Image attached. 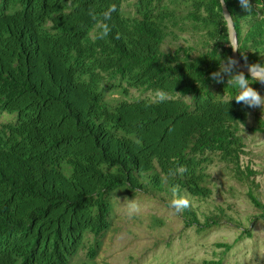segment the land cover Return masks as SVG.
<instances>
[{
	"label": "trees",
	"instance_id": "16d2710c",
	"mask_svg": "<svg viewBox=\"0 0 264 264\" xmlns=\"http://www.w3.org/2000/svg\"><path fill=\"white\" fill-rule=\"evenodd\" d=\"M224 1L242 63L264 65V0ZM178 11L203 34L199 48L162 49ZM228 57L219 0H134L131 15L122 0H0V264H69L88 235L91 258L119 188L201 199L213 162L239 180L253 175L240 134L252 106L235 99L228 75L212 76ZM251 86L264 95V81ZM131 89L154 96L128 99ZM246 195L264 219V204ZM186 201L184 227L220 223L200 221Z\"/></svg>",
	"mask_w": 264,
	"mask_h": 264
},
{
	"label": "rangeland",
	"instance_id": "374dc122",
	"mask_svg": "<svg viewBox=\"0 0 264 264\" xmlns=\"http://www.w3.org/2000/svg\"><path fill=\"white\" fill-rule=\"evenodd\" d=\"M133 10L134 0H122L124 15H131ZM188 26L178 11L177 22L169 26L162 49L178 46L197 49L203 45V34ZM120 96L118 91L106 93L108 99ZM153 96L150 92L131 89L127 98ZM259 122L264 123V107H252L240 131L245 145L241 160L254 170L253 175L239 180L223 163L213 162L208 166L211 194L201 199L187 195L177 198L176 193L165 190L143 193L119 188L109 195L108 227L98 237L95 255L88 256L92 240L88 235L69 264H206L209 261H213L210 264H264V219H254L259 211L246 195L250 190L264 204V131L250 130ZM187 198L200 221L208 215L220 214V223L203 230L184 227L178 209ZM247 227L251 235L242 234L238 238L241 229ZM218 242L233 246L224 252L223 247L216 245Z\"/></svg>",
	"mask_w": 264,
	"mask_h": 264
},
{
	"label": "clouds",
	"instance_id": "9594fccd",
	"mask_svg": "<svg viewBox=\"0 0 264 264\" xmlns=\"http://www.w3.org/2000/svg\"><path fill=\"white\" fill-rule=\"evenodd\" d=\"M242 6L245 8H250V0H241ZM116 11V5H111L107 10L103 12V17L107 20L111 18L113 12ZM109 28L107 25L103 26V31L101 35L107 34ZM236 61L231 57L222 58L219 62V70L214 71L212 76L216 79H223L225 75L229 76V80L231 79L236 85H238L237 94L234 96L235 99L240 102H244V104L248 106H261L264 107V95L252 87V82L256 80L264 81V65L253 64L249 66L250 76H246L243 71L236 72L235 69ZM233 97V96H232ZM231 97V98H232ZM230 98V99H231ZM159 99H165L163 93H160ZM185 204L187 201L184 202Z\"/></svg>",
	"mask_w": 264,
	"mask_h": 264
},
{
	"label": "water",
	"instance_id": "95a60500",
	"mask_svg": "<svg viewBox=\"0 0 264 264\" xmlns=\"http://www.w3.org/2000/svg\"><path fill=\"white\" fill-rule=\"evenodd\" d=\"M219 1L221 5L222 16L226 23L228 40L231 46V58L236 61L235 68L240 71H243L244 73L248 75H251L249 71V66H246L242 63V60L238 54V43H237L236 30L234 27L231 14L227 8L225 1L224 0H219Z\"/></svg>",
	"mask_w": 264,
	"mask_h": 264
}]
</instances>
